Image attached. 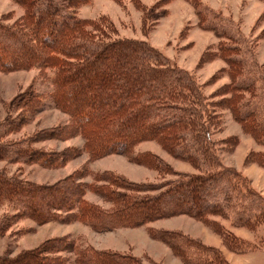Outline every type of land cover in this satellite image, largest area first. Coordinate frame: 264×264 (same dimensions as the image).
Returning a JSON list of instances; mask_svg holds the SVG:
<instances>
[{"label": "trees", "instance_id": "16d2710c", "mask_svg": "<svg viewBox=\"0 0 264 264\" xmlns=\"http://www.w3.org/2000/svg\"><path fill=\"white\" fill-rule=\"evenodd\" d=\"M76 1L18 0L30 20L20 26L0 23V69L38 66L54 70L55 102L70 114L73 130L84 135V150L92 158L130 153L140 141L154 138L190 160L199 173L183 174L151 194L158 186L127 183L111 173L95 176L89 183L74 175L52 185H39L0 172V207L8 204L39 223L81 222L98 231L185 214L217 226L224 245L233 252L251 250L250 242L231 227L255 230L264 225V195L245 174L219 159L205 118L211 119L209 104L194 74L170 65L144 41L108 39L110 22L78 19L72 11ZM193 2L201 27L212 30L219 40L214 57H224L228 64L230 80L219 103L228 105L244 132L264 147V63H259L249 42L231 22L200 1ZM208 54L204 53L202 61ZM29 95L34 98L37 93ZM213 119L222 121L220 115ZM62 133L61 128L49 131L51 135ZM34 155L51 167L63 165L68 157L66 151L38 153L26 140L0 143L4 159L25 162ZM254 157L264 166V150ZM89 192L110 207L89 200ZM151 231L184 264H231L222 249L180 230ZM73 262L159 264L128 253L82 246L71 236L47 240L19 258L0 257V264Z\"/></svg>", "mask_w": 264, "mask_h": 264}, {"label": "rangeland", "instance_id": "374dc122", "mask_svg": "<svg viewBox=\"0 0 264 264\" xmlns=\"http://www.w3.org/2000/svg\"><path fill=\"white\" fill-rule=\"evenodd\" d=\"M193 1L78 0L72 11L78 19L110 22L108 39L144 41L160 51L170 65L193 73L197 83L202 86L205 103L209 104L211 119L207 115L205 118L209 119L208 128L216 143L219 159L245 174L264 195V166L254 157L264 147L244 132L228 105L221 106L219 103L226 90L224 85L230 80L226 68L228 64L224 57H214L219 40L212 30L201 27ZM198 1L231 22L249 42L259 63H264V0ZM28 19L30 15L26 16L22 2L0 0V23L20 26ZM208 51L206 60L202 61V56ZM53 74L54 70L38 66L0 69V143L26 140L38 153L66 151L68 156L59 167H51L35 155L25 162L0 157V172L7 177L52 185L74 175L78 176L79 181L89 183L95 176L111 173L124 178L127 183L158 186L151 191V194H155L163 190L166 183L181 178L183 174L199 173L190 160L168 150L160 139L154 138L140 141L130 153L92 158L84 150V135L73 130L70 114L55 102ZM31 92H36L37 96L32 98L29 95ZM216 115H220L222 121L216 122L213 119ZM57 128L63 129L64 133L49 134V131ZM146 192L142 191L143 194ZM87 198L106 208L110 207V203L104 202L93 192H89ZM219 221L228 223L222 218ZM212 227L182 214L141 226L98 231L81 222L39 223L4 204L0 207V257L19 258L22 253L39 247L47 240L71 236L82 246L128 253L141 258L143 262L184 264L169 246L152 237L151 229H169L180 230L208 245L219 247L231 264L235 261L230 258L232 255L241 259L242 264H264V225L255 230L231 227L236 235L245 231L246 235L251 236L246 240L252 249L245 253H236L227 248L217 232L218 227Z\"/></svg>", "mask_w": 264, "mask_h": 264}, {"label": "crops", "instance_id": "0c3cea01", "mask_svg": "<svg viewBox=\"0 0 264 264\" xmlns=\"http://www.w3.org/2000/svg\"><path fill=\"white\" fill-rule=\"evenodd\" d=\"M237 231V230H236ZM239 231V230H238ZM247 233L244 231V233H240L239 235L244 237V238H250V235H246ZM247 236V237H246ZM232 257V259H234V263L233 264H242L240 263L241 259H239L238 257H235L234 255L230 256V258ZM229 258V257H228ZM231 260V259H230ZM244 264V263H243ZM246 264V263H245Z\"/></svg>", "mask_w": 264, "mask_h": 264}]
</instances>
